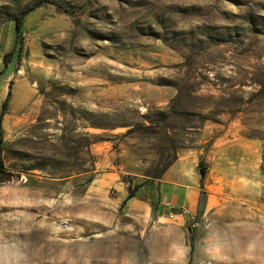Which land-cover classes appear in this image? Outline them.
Here are the masks:
<instances>
[{
  "label": "rangeland",
  "instance_id": "1",
  "mask_svg": "<svg viewBox=\"0 0 264 264\" xmlns=\"http://www.w3.org/2000/svg\"><path fill=\"white\" fill-rule=\"evenodd\" d=\"M33 1L0 0V84L32 92L3 118L0 241L31 264H264V0H61L16 39ZM193 148L191 219L161 184Z\"/></svg>",
  "mask_w": 264,
  "mask_h": 264
},
{
  "label": "crops",
  "instance_id": "2",
  "mask_svg": "<svg viewBox=\"0 0 264 264\" xmlns=\"http://www.w3.org/2000/svg\"><path fill=\"white\" fill-rule=\"evenodd\" d=\"M8 87L0 84V109L6 97ZM12 94V93H11ZM32 92L28 91L21 97L18 105L14 97H10L8 112H19L28 108ZM5 116V115H4ZM4 118V117H3ZM243 146H252L248 140H240ZM200 152L196 149L178 151L176 159L168 166L162 177L161 193L164 195V205L177 208H194L198 199L201 183L198 164Z\"/></svg>",
  "mask_w": 264,
  "mask_h": 264
},
{
  "label": "trees",
  "instance_id": "3",
  "mask_svg": "<svg viewBox=\"0 0 264 264\" xmlns=\"http://www.w3.org/2000/svg\"><path fill=\"white\" fill-rule=\"evenodd\" d=\"M45 3H52L58 7H63L66 11H71V8L65 5L61 0H35L31 3L24 5L17 13H15L11 17V20L14 21L16 39L19 38L22 33L23 17L27 15L29 12H31L32 10H34L35 8ZM16 45L17 44H15L9 51L3 54L5 65H7L11 61L12 56L15 54ZM12 83H13V80L11 79L8 84V92L2 102V106L0 109V181L9 179L8 175L5 174L6 167H5L4 158L2 154L3 152L2 145H3V140H4L3 117L8 112V104H9V100H10L11 93H12ZM132 196L133 194L129 193L127 196V199L131 198Z\"/></svg>",
  "mask_w": 264,
  "mask_h": 264
},
{
  "label": "clouds",
  "instance_id": "4",
  "mask_svg": "<svg viewBox=\"0 0 264 264\" xmlns=\"http://www.w3.org/2000/svg\"><path fill=\"white\" fill-rule=\"evenodd\" d=\"M0 264H31V261L14 243L0 241Z\"/></svg>",
  "mask_w": 264,
  "mask_h": 264
},
{
  "label": "built area",
  "instance_id": "5",
  "mask_svg": "<svg viewBox=\"0 0 264 264\" xmlns=\"http://www.w3.org/2000/svg\"><path fill=\"white\" fill-rule=\"evenodd\" d=\"M182 214L183 215H190V212H189V210H187V209H185V208H182ZM173 213H170L169 214V217H173ZM190 217H191V219H194V216L193 215H190Z\"/></svg>",
  "mask_w": 264,
  "mask_h": 264
},
{
  "label": "water",
  "instance_id": "6",
  "mask_svg": "<svg viewBox=\"0 0 264 264\" xmlns=\"http://www.w3.org/2000/svg\"><path fill=\"white\" fill-rule=\"evenodd\" d=\"M205 172H206V168H204V167L199 168V174H200L201 177L204 176Z\"/></svg>",
  "mask_w": 264,
  "mask_h": 264
}]
</instances>
